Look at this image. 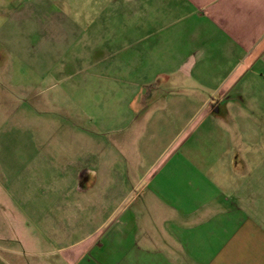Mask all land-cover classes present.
Here are the masks:
<instances>
[{"label":"crops","instance_id":"obj_1","mask_svg":"<svg viewBox=\"0 0 264 264\" xmlns=\"http://www.w3.org/2000/svg\"><path fill=\"white\" fill-rule=\"evenodd\" d=\"M105 1L89 64L120 102L105 124L122 138L101 160L91 146L87 172L30 174L56 223L25 214L32 187L14 198L37 229L10 264H264L250 174L264 157V0ZM118 158L154 166L125 174Z\"/></svg>","mask_w":264,"mask_h":264},{"label":"rangeland","instance_id":"obj_2","mask_svg":"<svg viewBox=\"0 0 264 264\" xmlns=\"http://www.w3.org/2000/svg\"><path fill=\"white\" fill-rule=\"evenodd\" d=\"M105 2L111 3L0 0V264H10V249L18 248V237L34 236V225L56 223L50 218L56 212L47 211L54 201L29 186L30 174L87 172L92 169L88 161L91 146L97 145L101 160L107 148L114 151L111 142L122 138L105 124L109 111L118 116L120 102L107 97L105 84L95 89L89 64L94 12H101ZM258 150L264 148L258 145ZM109 155L115 159V154ZM261 159L258 156L250 163V174L255 175L256 204L263 206ZM96 164L97 172L102 164ZM142 164L144 170L137 173L134 168ZM117 165L125 174H146L154 162L138 159L127 168L118 158ZM29 187L35 189L30 196ZM28 196L34 207L25 214L36 223L30 226L25 225L24 212L13 205L14 198L23 201L27 197V201ZM257 216L264 220V212Z\"/></svg>","mask_w":264,"mask_h":264}]
</instances>
